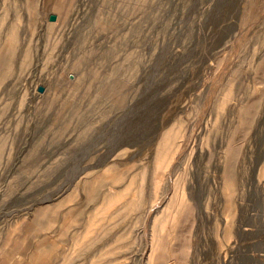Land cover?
<instances>
[{
	"label": "rangeland",
	"instance_id": "obj_1",
	"mask_svg": "<svg viewBox=\"0 0 264 264\" xmlns=\"http://www.w3.org/2000/svg\"><path fill=\"white\" fill-rule=\"evenodd\" d=\"M2 258L264 264V0H0Z\"/></svg>",
	"mask_w": 264,
	"mask_h": 264
},
{
	"label": "bare ground",
	"instance_id": "obj_2",
	"mask_svg": "<svg viewBox=\"0 0 264 264\" xmlns=\"http://www.w3.org/2000/svg\"><path fill=\"white\" fill-rule=\"evenodd\" d=\"M240 34V33H239ZM101 87V86H100ZM116 137V136H115ZM113 138V137H112ZM114 141H115V139H114ZM113 141V142H114ZM117 142V141H116ZM97 146V145H96ZM188 148V147H187ZM111 150H112V148H110ZM87 150H88V148H87ZM83 155V154H82ZM87 155V154H86ZM87 158V157H86ZM80 166H81V164H80ZM171 167V166H170ZM170 170V169H169ZM170 172V171H169ZM170 174V173H169ZM171 175V174H170ZM169 175V176H170ZM168 196V195H167ZM170 196V195H169ZM166 198V197H165ZM169 198V197H168ZM162 202V201H161ZM158 203V202H157ZM163 203V202H162ZM196 204V203H195ZM162 205V204H161ZM157 206H159V205H157ZM171 209V208H170ZM152 210V209H151ZM175 211V210H174ZM151 212V211H150ZM89 217V216H88ZM173 217V216H172ZM148 218V217H147ZM148 220V219H147ZM82 222V221H81ZM51 223V222H50ZM181 224V223H180ZM50 226V225H49ZM53 226V225H52ZM48 229V228H47ZM49 230V229H48ZM131 245V244H130ZM35 246V245H34ZM130 247V246H129ZM147 249V248H146ZM146 251V250H145ZM145 254V253H144ZM147 255V254H146ZM145 256V255H144Z\"/></svg>",
	"mask_w": 264,
	"mask_h": 264
},
{
	"label": "water",
	"instance_id": "obj_3",
	"mask_svg": "<svg viewBox=\"0 0 264 264\" xmlns=\"http://www.w3.org/2000/svg\"><path fill=\"white\" fill-rule=\"evenodd\" d=\"M55 18H56V16H55L54 14H51V15H50V20H54ZM43 89H44L43 86H40V87H39V90H40V91H42Z\"/></svg>",
	"mask_w": 264,
	"mask_h": 264
},
{
	"label": "crops",
	"instance_id": "obj_4",
	"mask_svg": "<svg viewBox=\"0 0 264 264\" xmlns=\"http://www.w3.org/2000/svg\"><path fill=\"white\" fill-rule=\"evenodd\" d=\"M3 256V255H2ZM5 259H9V257L8 256H5L4 257ZM5 259H0V264H6L7 262L5 261Z\"/></svg>",
	"mask_w": 264,
	"mask_h": 264
}]
</instances>
